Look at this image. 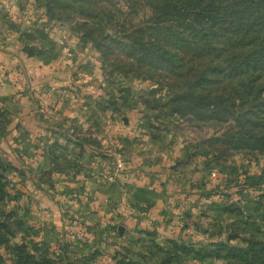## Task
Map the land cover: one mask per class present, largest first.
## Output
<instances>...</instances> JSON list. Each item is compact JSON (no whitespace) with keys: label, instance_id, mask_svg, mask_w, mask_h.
Returning a JSON list of instances; mask_svg holds the SVG:
<instances>
[{"label":"rangeland","instance_id":"374dc122","mask_svg":"<svg viewBox=\"0 0 264 264\" xmlns=\"http://www.w3.org/2000/svg\"><path fill=\"white\" fill-rule=\"evenodd\" d=\"M70 27L35 0H0V172L5 210L22 222L15 244L58 264H159L165 241H264V204L249 208L264 183L239 191L245 175L264 176V155L213 161L202 143L217 129L145 109L138 96L153 84L112 73Z\"/></svg>","mask_w":264,"mask_h":264},{"label":"trees","instance_id":"16d2710c","mask_svg":"<svg viewBox=\"0 0 264 264\" xmlns=\"http://www.w3.org/2000/svg\"><path fill=\"white\" fill-rule=\"evenodd\" d=\"M35 1L50 20L70 25L112 73L152 83L138 96L145 109L217 129L202 143L213 161L232 152L264 155V0ZM19 40L35 42L27 33ZM32 47H24L28 56ZM151 97L152 106L146 99ZM263 183L262 174L245 175L239 191L259 190ZM5 189L0 172V251L7 250L13 264H58L46 250L15 244L22 222L15 209L5 210ZM263 204L261 193L249 208L261 215ZM163 244L168 255L159 264H177L180 254L200 264H264V241L253 237L240 246L221 242L206 249L173 240ZM130 262L121 258L119 264ZM0 264H6L1 253Z\"/></svg>","mask_w":264,"mask_h":264},{"label":"water","instance_id":"95a60500","mask_svg":"<svg viewBox=\"0 0 264 264\" xmlns=\"http://www.w3.org/2000/svg\"><path fill=\"white\" fill-rule=\"evenodd\" d=\"M119 233L122 234V227L119 228Z\"/></svg>","mask_w":264,"mask_h":264}]
</instances>
